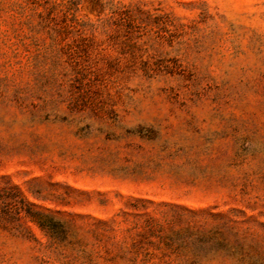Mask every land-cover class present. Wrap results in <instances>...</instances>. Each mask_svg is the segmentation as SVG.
I'll return each mask as SVG.
<instances>
[{"label": "rangeland", "instance_id": "1", "mask_svg": "<svg viewBox=\"0 0 264 264\" xmlns=\"http://www.w3.org/2000/svg\"><path fill=\"white\" fill-rule=\"evenodd\" d=\"M0 264H264V0H0Z\"/></svg>", "mask_w": 264, "mask_h": 264}, {"label": "trees", "instance_id": "2", "mask_svg": "<svg viewBox=\"0 0 264 264\" xmlns=\"http://www.w3.org/2000/svg\"><path fill=\"white\" fill-rule=\"evenodd\" d=\"M32 220H34L38 225L42 228L46 227L47 224L53 225L54 222H56L52 217H48L42 213H32L30 215Z\"/></svg>", "mask_w": 264, "mask_h": 264}]
</instances>
